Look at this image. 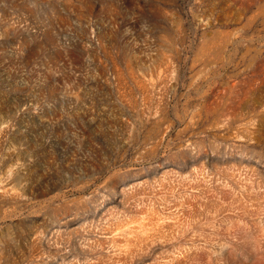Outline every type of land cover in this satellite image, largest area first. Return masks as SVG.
I'll use <instances>...</instances> for the list:
<instances>
[{
  "label": "rangeland",
  "instance_id": "rangeland-1",
  "mask_svg": "<svg viewBox=\"0 0 264 264\" xmlns=\"http://www.w3.org/2000/svg\"><path fill=\"white\" fill-rule=\"evenodd\" d=\"M0 264H264V0H0Z\"/></svg>",
  "mask_w": 264,
  "mask_h": 264
}]
</instances>
